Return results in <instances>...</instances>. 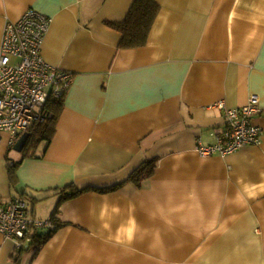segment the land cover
Returning a JSON list of instances; mask_svg holds the SVG:
<instances>
[{
	"label": "crops",
	"instance_id": "1",
	"mask_svg": "<svg viewBox=\"0 0 264 264\" xmlns=\"http://www.w3.org/2000/svg\"><path fill=\"white\" fill-rule=\"evenodd\" d=\"M134 1L0 0V52L33 8L52 17L44 59L73 73L49 143L1 133L0 200L58 223L21 251L0 232V264H264V0H158L146 43L123 47L108 23ZM253 93L261 143L201 155Z\"/></svg>",
	"mask_w": 264,
	"mask_h": 264
},
{
	"label": "built area",
	"instance_id": "2",
	"mask_svg": "<svg viewBox=\"0 0 264 264\" xmlns=\"http://www.w3.org/2000/svg\"><path fill=\"white\" fill-rule=\"evenodd\" d=\"M51 22L52 17L30 8L18 21L5 25L0 52V146L2 132L9 133L14 143L36 122L51 117L49 99L64 98L72 85L73 73L55 68L42 55ZM217 105L223 107V103ZM261 112L260 98L255 93L245 105L226 108L215 143L206 145L198 140L197 151L203 156H226L259 145L263 128L253 118ZM43 229H54V224L32 218L24 198L0 200V232L15 240L17 250L31 247L32 230Z\"/></svg>",
	"mask_w": 264,
	"mask_h": 264
},
{
	"label": "trees",
	"instance_id": "3",
	"mask_svg": "<svg viewBox=\"0 0 264 264\" xmlns=\"http://www.w3.org/2000/svg\"><path fill=\"white\" fill-rule=\"evenodd\" d=\"M158 0H135L132 7L130 8L125 20L121 22H110L108 23L111 27L117 29L122 34L121 46L123 47H137L144 45L147 41V36L155 20V17L159 11ZM63 98H50L47 106L52 113V116L44 120L43 122H36L30 128V144L29 149L36 148L42 141L50 142L52 136L55 132V126L58 117L63 110ZM157 160H150L143 162L132 174L131 179L137 183L142 182V180L149 178L156 168ZM80 190H72V195H77ZM58 207L56 212H58ZM55 218L56 215L54 214ZM54 216L51 218L56 228V221ZM55 222V223H54ZM40 232L31 235L32 242L31 245L39 242V238H46L50 236L49 232ZM47 234V235H45Z\"/></svg>",
	"mask_w": 264,
	"mask_h": 264
},
{
	"label": "water",
	"instance_id": "4",
	"mask_svg": "<svg viewBox=\"0 0 264 264\" xmlns=\"http://www.w3.org/2000/svg\"><path fill=\"white\" fill-rule=\"evenodd\" d=\"M28 138H29V133L28 132L24 133L20 138V140L18 141L17 145L15 146L16 150L22 151L28 141Z\"/></svg>",
	"mask_w": 264,
	"mask_h": 264
}]
</instances>
